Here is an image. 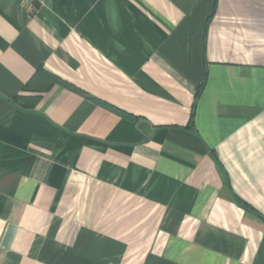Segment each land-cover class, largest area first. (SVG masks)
Returning a JSON list of instances; mask_svg holds the SVG:
<instances>
[{"label": "crops", "instance_id": "0c3cea01", "mask_svg": "<svg viewBox=\"0 0 264 264\" xmlns=\"http://www.w3.org/2000/svg\"><path fill=\"white\" fill-rule=\"evenodd\" d=\"M0 264H264V0H0Z\"/></svg>", "mask_w": 264, "mask_h": 264}, {"label": "trees", "instance_id": "16d2710c", "mask_svg": "<svg viewBox=\"0 0 264 264\" xmlns=\"http://www.w3.org/2000/svg\"><path fill=\"white\" fill-rule=\"evenodd\" d=\"M44 75L47 76V77H49V78H51L52 80H55V79L52 78V76H51L50 74L44 73ZM55 82L60 83L62 86L66 87V88H68V89H71V90H73V91H75V92H80V91H81V90H79L78 88H76L75 86L69 84L68 82H65V81H62V80H59V79H56ZM200 91H201V88L198 89V93H197V95L200 93ZM15 100H16V99H15ZM15 102H16V101H15ZM193 119H194V112L192 113L191 122H193ZM240 204H241L242 206H244L243 203H240Z\"/></svg>", "mask_w": 264, "mask_h": 264}]
</instances>
